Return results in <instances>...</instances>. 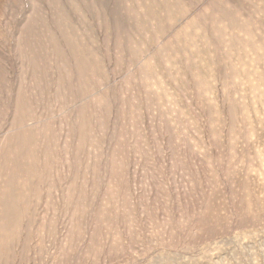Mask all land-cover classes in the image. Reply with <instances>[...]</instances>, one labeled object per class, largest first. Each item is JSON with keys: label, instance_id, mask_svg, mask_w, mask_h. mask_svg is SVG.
I'll list each match as a JSON object with an SVG mask.
<instances>
[{"label": "rangeland", "instance_id": "1", "mask_svg": "<svg viewBox=\"0 0 264 264\" xmlns=\"http://www.w3.org/2000/svg\"><path fill=\"white\" fill-rule=\"evenodd\" d=\"M0 264H264V0H0Z\"/></svg>", "mask_w": 264, "mask_h": 264}]
</instances>
